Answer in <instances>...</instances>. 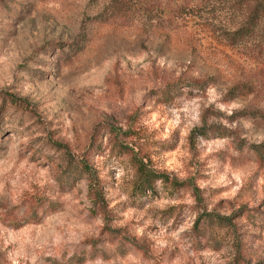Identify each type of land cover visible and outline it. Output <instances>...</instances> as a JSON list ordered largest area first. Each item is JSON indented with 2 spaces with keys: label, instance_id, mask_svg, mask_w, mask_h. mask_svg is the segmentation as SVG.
<instances>
[{
  "label": "rangeland",
  "instance_id": "rangeland-1",
  "mask_svg": "<svg viewBox=\"0 0 264 264\" xmlns=\"http://www.w3.org/2000/svg\"><path fill=\"white\" fill-rule=\"evenodd\" d=\"M236 3L0 0V264H264V14L239 40Z\"/></svg>",
  "mask_w": 264,
  "mask_h": 264
},
{
  "label": "trees",
  "instance_id": "trees-1",
  "mask_svg": "<svg viewBox=\"0 0 264 264\" xmlns=\"http://www.w3.org/2000/svg\"><path fill=\"white\" fill-rule=\"evenodd\" d=\"M223 3V5H226L229 1H235L237 6H240V4L247 2L252 7V10L246 14L245 20L241 22L240 24H232L230 27L232 29H235L233 31V35L237 37V39L241 40L249 36H253L258 33L259 30V21L261 20L262 14H264V0H217ZM259 5H263L258 9ZM196 13V12H195ZM85 163H83L84 165ZM85 166L88 167L87 164ZM87 172L90 174V178L92 181H95V183H102V180L94 175V171L91 168L87 169ZM156 180V176L153 174H148L144 172L142 174V180L137 182V189H139V192H142V194H145V187H153V182ZM96 185V184H95ZM94 196L96 197V201L104 205L103 202V194L99 186H95L94 188Z\"/></svg>",
  "mask_w": 264,
  "mask_h": 264
}]
</instances>
